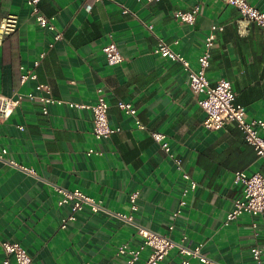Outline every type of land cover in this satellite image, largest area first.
<instances>
[{
    "label": "crops",
    "instance_id": "obj_1",
    "mask_svg": "<svg viewBox=\"0 0 264 264\" xmlns=\"http://www.w3.org/2000/svg\"><path fill=\"white\" fill-rule=\"evenodd\" d=\"M248 1L264 10V0ZM38 6L63 31L62 40L54 42L53 31L38 25L28 0H0V19L19 16L17 30L0 44V93L24 96L0 122V149L7 148L16 164L0 160V240L20 243L33 264H127L129 255L118 248L138 247L143 227L175 242L159 264H183L188 256L179 245H202V253L221 264H256L257 246L264 260V213L244 212L227 221L242 194L234 173L264 174L262 160L236 123L205 128V112L183 64L154 52L163 39L196 65L211 26H223L207 75L212 84L231 81L237 102L251 117H263L264 27L251 22L241 32V13L225 0H40ZM196 6L194 24L174 17ZM112 40L125 57L121 64L110 65L103 51ZM29 71L37 78L23 82L21 75ZM38 83L48 85L59 101L48 114L25 96L43 93L36 91ZM99 88L111 125L121 130L96 140L92 110L71 103H94ZM120 101L132 102L136 114H128ZM151 130L166 134L174 155L198 182L179 215L174 213L187 182ZM90 148L102 154L88 155ZM57 187L78 189L103 208L93 211L85 204L63 228L72 202L60 204ZM149 253L147 248L135 264ZM4 256L0 247V264ZM191 263L202 264L196 258Z\"/></svg>",
    "mask_w": 264,
    "mask_h": 264
},
{
    "label": "built area",
    "instance_id": "obj_2",
    "mask_svg": "<svg viewBox=\"0 0 264 264\" xmlns=\"http://www.w3.org/2000/svg\"><path fill=\"white\" fill-rule=\"evenodd\" d=\"M39 1L40 0H28V3L32 6V13L35 16L38 25L44 29L53 31L54 42L62 40L64 38L63 31L57 28L52 18L42 13L38 6ZM145 1L150 3L156 0ZM225 1L229 5L235 6L239 9L241 18L238 20V28L241 32L247 31L251 22H256L264 27V10L258 9L249 3L248 0ZM199 10V6H196L192 10L179 9L174 12V17L180 22L194 24ZM125 11L128 10L125 9ZM18 25L19 16L17 14H8L0 19V44L5 37L17 30ZM222 29L223 26L216 24L211 26L210 32L203 42L201 52L197 57L196 65H193V63L185 58L184 55L172 49V47L163 39L159 40L154 52L164 58L173 61H180L187 70L191 91L205 112L203 126L207 129L218 130L228 123H236V125L243 131L246 141L255 148L258 158L262 160L264 164V116L251 117L248 114L246 107L237 102L238 92L234 89L231 81L228 79H220L215 84H212L207 75V69L210 66L212 48L215 45V40L217 38L216 32L217 30ZM54 42L50 43V45L53 46ZM103 51L106 54L110 65L121 64L125 60L117 42L114 40L106 44L103 47ZM44 54L45 53H42V56H44ZM38 64L39 60L35 62L36 66ZM30 78L36 79L37 74L33 71H29L28 73L21 75V80L23 82ZM36 91L43 93L36 94L34 91H29L25 96L31 100H38L43 112L48 114L50 105L56 104L59 101L49 95L50 89L46 84L38 83L36 85ZM23 97L22 94L8 96L0 93V122L9 119L13 115L17 107L21 104ZM119 105L128 114H136V109L132 102L120 101ZM71 106L89 108L92 110L94 115L92 134L96 140L109 138L113 133L121 130L120 127H114L111 125L108 114L109 103L102 88L98 89V97L94 103H71ZM137 126L141 129L146 128V126L140 121H137ZM150 134L173 159L183 180L187 182L186 187L183 189L179 208L174 213L175 215H179L182 209L188 204L189 196L197 189L198 182L194 180L187 171H185L182 165V159L174 155L171 143L167 139L166 134L154 130H151ZM93 153L102 154L101 151L95 150L94 148H90L87 151L88 155ZM0 160L16 165L8 158L7 148L0 149ZM233 181L236 185L242 187V194L234 199V208L228 212L227 221L230 222L236 219L244 212H248L254 216L264 213V174L259 171L252 173H248L245 170L236 171L234 173ZM56 190L61 193V198L59 200L60 204L72 202L71 207L73 213L64 220L62 224L63 228L67 226L68 221L76 220L77 212L83 210L85 204L91 205L93 211H98L103 208L101 203L96 202L93 198L85 195L78 189L70 191L57 187ZM138 196V191L132 194L131 200L133 203ZM132 207H135L134 204ZM138 232L143 237V242L138 247L131 248L128 243H122L118 248L119 254L129 255L127 264H135L139 261L143 251L147 248L150 249V253L143 264H159L175 246V242L167 235L143 227L139 228ZM0 247H2L5 252L3 264H12V259L15 260L16 264H33V256L20 243L0 240ZM179 249L181 253L188 256V258L183 261V264H192V258L198 259L202 264H221L204 255L202 253V245L196 247L179 245ZM252 254L256 264H264L263 251L260 247H253Z\"/></svg>",
    "mask_w": 264,
    "mask_h": 264
}]
</instances>
